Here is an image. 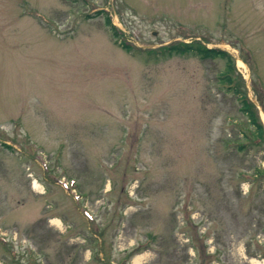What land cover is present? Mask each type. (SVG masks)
<instances>
[{"label":"rangeland","instance_id":"obj_1","mask_svg":"<svg viewBox=\"0 0 264 264\" xmlns=\"http://www.w3.org/2000/svg\"><path fill=\"white\" fill-rule=\"evenodd\" d=\"M250 111L264 0H0V264H264Z\"/></svg>","mask_w":264,"mask_h":264},{"label":"trees","instance_id":"obj_2","mask_svg":"<svg viewBox=\"0 0 264 264\" xmlns=\"http://www.w3.org/2000/svg\"><path fill=\"white\" fill-rule=\"evenodd\" d=\"M110 24V21L109 23ZM189 46L190 45H186V44H180V45H177L171 49H174L175 51H177L178 53H181V52H184L186 50H189ZM199 53L204 56V57H208V56H214V55H222L224 56L225 58L229 59V60H232L231 56L229 53H227L226 51H222V50H219V49H208L207 47L203 46V45H200L199 47ZM228 79H230V77H227ZM242 95V94H241ZM244 98L246 96H243ZM244 103L246 104V107H249V105L251 104V101H249L248 98H245V100H243ZM249 117L251 118V120L253 121V123L257 126V129L258 131L260 132V134L263 132V127L262 125H260L258 123V121L256 122V117H255V114L253 113V111H250L249 112ZM255 121V122H254Z\"/></svg>","mask_w":264,"mask_h":264},{"label":"bare ground","instance_id":"obj_3","mask_svg":"<svg viewBox=\"0 0 264 264\" xmlns=\"http://www.w3.org/2000/svg\"><path fill=\"white\" fill-rule=\"evenodd\" d=\"M241 63H242V62H241ZM243 65H244V63H243ZM55 222L58 223L59 225H61L60 222H59V220H56V219H55ZM143 257H144V255H140V256H138V257L136 258V262H140V261L142 260Z\"/></svg>","mask_w":264,"mask_h":264}]
</instances>
